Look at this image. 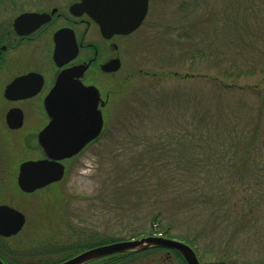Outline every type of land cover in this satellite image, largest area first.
I'll return each mask as SVG.
<instances>
[{
	"label": "rangeland",
	"instance_id": "374dc122",
	"mask_svg": "<svg viewBox=\"0 0 264 264\" xmlns=\"http://www.w3.org/2000/svg\"><path fill=\"white\" fill-rule=\"evenodd\" d=\"M12 1L14 12L21 11L25 1ZM234 1L149 0L142 24L112 38L123 51L116 79L93 81L102 96L110 92L102 137L68 163L54 187L16 196L26 222L6 241L10 248L49 234L68 243L88 233L121 240L149 234L180 240L173 237L178 235L192 242L200 264H264V115L255 127L257 146L247 155V169L221 162L219 145L229 139L221 134L222 126L228 122L214 118L221 104L258 105L251 93L218 92L211 84L229 67L211 56L212 36L221 44L214 25H223L212 14L229 13ZM88 39L101 41L93 25ZM260 60L251 64L254 73L239 82L261 77L264 57ZM204 110L209 121L201 119ZM194 128L197 133L189 139ZM209 153L218 163L202 166ZM191 156L203 161L187 163ZM192 175L211 176L218 186L193 198ZM5 194L3 201L15 199L13 189ZM165 229L172 236L161 234ZM166 250L150 263L181 264ZM38 259L17 258L22 264Z\"/></svg>",
	"mask_w": 264,
	"mask_h": 264
},
{
	"label": "flooded vegetation",
	"instance_id": "af4514ba",
	"mask_svg": "<svg viewBox=\"0 0 264 264\" xmlns=\"http://www.w3.org/2000/svg\"><path fill=\"white\" fill-rule=\"evenodd\" d=\"M24 1L22 10L15 13L16 1L0 0V195L7 197L5 193L11 189L16 193L14 200L3 201L4 198H1L0 205L13 207L21 213L18 198L22 199V194L49 189L59 182L50 183L32 193L22 192L17 182L22 162L49 160L40 143L54 141L58 136L57 131L53 129L49 136L43 134L50 120H53V115L55 117L54 112L50 117L45 100L54 86L58 73L74 66L85 65L78 80L85 86L93 85L99 90L93 81L100 77L104 79L108 77L115 81L123 54L122 48L112 41V38L123 35L116 34L107 39L103 38L98 26L87 14L74 16L70 13V5L79 0L63 3V0ZM26 12L46 13L49 18L29 32L26 31L31 25L26 23L21 33L14 28V19ZM91 25L97 29L102 44L88 39ZM72 42L76 44L77 50L75 56L69 58L70 53L74 51ZM56 45L61 48L62 56L57 60L53 56ZM113 58L119 59L118 70L103 71L101 66ZM109 96V91L105 92L104 96L100 93L101 99L104 100V105L97 106L103 119L100 133L77 154L61 160L64 173L70 161L102 137L104 111L110 101ZM21 231L22 229L18 233ZM11 237L13 236L0 235V240ZM160 250L164 249L148 248L129 252L134 253L136 259V262L130 264H151L150 260L154 261L156 253L161 252ZM166 251L168 254L169 250Z\"/></svg>",
	"mask_w": 264,
	"mask_h": 264
},
{
	"label": "water",
	"instance_id": "95a60500",
	"mask_svg": "<svg viewBox=\"0 0 264 264\" xmlns=\"http://www.w3.org/2000/svg\"><path fill=\"white\" fill-rule=\"evenodd\" d=\"M148 3L149 0H79L70 5L69 11L74 16L87 14L98 26L100 35L107 39L116 34L128 35L136 30L146 16ZM48 18L49 15L46 13H21L14 19V28L22 33V28L27 23L31 25L26 31L29 32ZM72 44L74 51L70 53L69 58L75 56L77 50L76 44L73 42ZM53 56L55 60L62 57L61 48L57 45ZM119 66V59L113 58L104 63L101 69L108 72L116 71ZM85 67L74 66L58 73L54 86L45 100L50 117L52 112L55 113V117L53 115V120H50L43 132L49 136L53 129L57 131L58 136L54 141L40 143L49 160L22 162L17 177L22 192L32 193L36 189L60 181L64 174L61 160L77 154L100 133L103 121L97 106L104 105V101L101 100L95 86H85L78 80ZM24 222L23 213L13 207L0 205V235L9 237L17 234ZM152 247L175 250L186 264H200L190 245L162 236H146L102 244L58 264H86L112 254L141 251ZM0 264H4L1 259Z\"/></svg>",
	"mask_w": 264,
	"mask_h": 264
},
{
	"label": "trees",
	"instance_id": "16d2710c",
	"mask_svg": "<svg viewBox=\"0 0 264 264\" xmlns=\"http://www.w3.org/2000/svg\"><path fill=\"white\" fill-rule=\"evenodd\" d=\"M263 9L264 2L261 0H235L234 8L229 10V13L227 10H223L221 14H212L214 15L212 16V20H221L223 25L220 22H218L220 24L217 27L216 24L214 25V30L218 31L217 36L220 38L221 44H215L217 38L213 43L212 36V47L211 49L209 48L211 50V56L218 57L223 60L226 65H229L228 68H223V72L220 75H224L223 77L218 78V80L215 79L217 76L211 78L213 90L218 92L237 90L241 93H251L258 101L257 107H251L243 102L228 104L226 106L221 104L218 106V113L214 117L215 120L221 119L222 122H228L227 124H223L221 134L223 133L229 139L221 141V145H219V158L222 160L221 162H223V164L227 163L229 168L234 169H239L237 168L238 165H240V168L244 167L243 169L250 168L247 155L252 150H256L257 144L254 142L257 136V130L255 127L258 128V124L261 120L260 116L264 115V67L262 66L258 71L261 74V77L254 83L239 82L242 77L251 76V74L254 73L253 65L251 64L256 65V63L253 62L257 61V64L260 65V57H264ZM202 56L204 57V54H202ZM248 110L249 112L247 113ZM205 114L206 110L203 111L201 119L205 117ZM253 115H256V117L254 118ZM204 119H208L209 121L210 117ZM238 122H241V124H238ZM195 132L196 128L192 129V132L189 133L191 136L189 139H192V137L196 135L197 132ZM199 137V139L202 138L201 136ZM197 144H199V141ZM196 148L197 146L195 149ZM194 153L196 152L194 151ZM196 156H191L189 159H186L187 163L190 160L195 164L203 161V159L200 161ZM213 156L214 155H211V153L205 155L204 161H207L208 163L203 165L202 163L200 164L202 166H207L212 165L213 162L218 163L217 157ZM180 161L181 160H178V164ZM185 162L186 161H184V163ZM162 176L166 178V175L162 174ZM189 177V187H192L189 188V190L193 195V198L197 195L204 194L207 188H211L215 191L214 186H218L215 180L214 182L212 181L211 176L192 175ZM222 190H224V188H222L221 191ZM155 220L156 218L154 217L152 223H154ZM162 232L163 233H160L165 236H172L168 234L169 232L167 229L162 230ZM84 237L85 238H83L82 241L76 240L68 243L60 242L55 235L49 234L44 235L42 239L39 238L40 240L35 239L34 241L29 242L27 245L24 242L22 245L16 242L11 248L8 246L9 243H6V241H9L10 239H2L0 241H4L3 243L5 244L0 242V259L5 264H22L17 260L20 256H39L38 261L24 262L23 264H57L91 247L121 240L120 238L101 236L96 233H88V235H85ZM173 237H177L189 245L192 244L189 239L181 236L177 235ZM173 253L181 264H185L182 257L176 251H173ZM59 256L60 258L56 259ZM134 262H136L134 253H119L103 257L87 264H130Z\"/></svg>",
	"mask_w": 264,
	"mask_h": 264
}]
</instances>
